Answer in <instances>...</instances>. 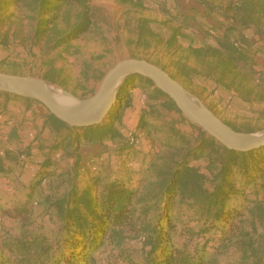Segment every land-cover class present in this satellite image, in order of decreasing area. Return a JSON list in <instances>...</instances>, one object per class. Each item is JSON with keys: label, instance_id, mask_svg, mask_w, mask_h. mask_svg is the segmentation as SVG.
<instances>
[{"label": "trees", "instance_id": "16d2710c", "mask_svg": "<svg viewBox=\"0 0 264 264\" xmlns=\"http://www.w3.org/2000/svg\"><path fill=\"white\" fill-rule=\"evenodd\" d=\"M6 2L0 0V9ZM12 2L36 14L44 28L56 26L60 42L70 43L89 29L87 0ZM77 16L80 23L65 32L57 28L59 19L64 23ZM248 20L240 18L238 22L247 25ZM142 27L141 37L148 31ZM236 29L229 25L214 35L216 45L190 44V53L220 71L221 83L223 75L241 63L250 71L256 64L251 57L253 43L244 34L234 35ZM178 31L171 32L169 44L175 46ZM21 46L25 43L0 25V47L8 51ZM183 67L178 64L179 69ZM43 78L60 81L50 69ZM137 89L146 91L147 98L146 107L135 110L134 138L139 142L132 141L121 128V103L130 102L131 91ZM92 94L94 90L89 96ZM116 97L120 102L95 125L71 126L46 108L44 114L36 110L31 119L24 117L19 123L25 131L30 124L41 125L55 140L45 144L46 148L37 136L36 147L43 161L32 178L28 198L12 214L21 219L24 228L18 236L0 229V264H100L102 249L109 255L118 250V256L129 264H219V258L233 250L239 252L240 264H264V146L251 151L227 148L185 117L167 93L141 74L127 75ZM1 99L25 100L27 110L31 103L43 107L34 99L0 90ZM18 127L17 123L12 129L11 141ZM17 134L22 139L25 132ZM82 141L111 146L117 154L104 151L85 162L79 153ZM0 147L5 150L0 155V177L8 178L23 168L22 151L19 146L6 148L1 142ZM59 150L63 160L66 155L74 160L63 172H57L54 160ZM139 153L143 161L135 168L129 162ZM107 162L121 167L112 171ZM55 177L61 182L52 185L50 179ZM43 178L49 189L39 195L37 187L42 186ZM65 184L61 190L59 186ZM41 204L49 224L27 228ZM135 237L144 239L145 254L140 261L125 250L126 241Z\"/></svg>", "mask_w": 264, "mask_h": 264}, {"label": "rangeland", "instance_id": "374dc122", "mask_svg": "<svg viewBox=\"0 0 264 264\" xmlns=\"http://www.w3.org/2000/svg\"><path fill=\"white\" fill-rule=\"evenodd\" d=\"M12 1L7 0L1 5V29L22 40L25 47L8 51L0 47V71L43 78L47 70H54L60 81L47 80L49 84L84 101L90 97L92 90H97L103 75L119 61L133 57L147 59L176 75L184 88L217 119L241 131H264V0H87L91 14L89 29L70 43L59 41L56 26L50 24L44 28L36 14ZM248 13L251 14L248 16ZM240 18L250 20L243 25L238 22ZM80 19L77 16L64 23L59 19L57 28L65 32L74 23H80ZM229 25L237 26L234 35L244 34L253 43L251 57L256 64L250 71L249 66L241 63L223 75L225 80L221 83L218 80L220 71L211 69L209 63L190 53V44L216 45L214 35L223 32ZM142 26L148 31H143L141 37ZM43 28L44 32L40 31ZM177 28L179 31L174 46L168 40L171 32ZM178 64L184 67L179 69ZM253 70L258 72L254 73ZM144 89L147 92L132 90V100L121 103V128L127 134L136 129L138 113L135 110L139 107V97L148 93ZM119 102L115 94L114 105ZM26 108L24 100H0V110L16 114L19 127L11 142L17 147L21 139L17 133L25 132L23 123H19L24 117L30 119L26 116ZM36 110L46 111L44 106ZM34 126L30 124L25 129L34 128L44 145L55 140L50 131L41 130V125ZM146 150H149L148 147ZM104 151L117 154L111 146L85 141H82L79 153L86 162L90 156L100 155ZM133 158L136 162L133 166L139 167L143 155L139 153ZM73 161L66 155L63 161L56 163L57 172L67 170ZM116 166V163H109L112 171L121 167ZM18 170L22 173L23 182L14 173L8 178L0 177V216L4 217L2 231L12 236L20 235L24 228L21 219L12 214L26 201L34 183L30 172L22 168ZM50 180L52 185L61 182L59 177ZM59 187L64 190L66 184ZM37 188L40 195L48 191L49 185ZM42 214L41 204L35 209L33 222L27 228L48 225ZM143 242L144 239L139 237L129 238L125 246L126 254L140 261L145 254ZM100 252L104 262L101 259L100 264H129L126 258L118 256V250L110 255L104 249ZM219 264H240L239 252L233 250L224 258H219Z\"/></svg>", "mask_w": 264, "mask_h": 264}, {"label": "water", "instance_id": "95a60500", "mask_svg": "<svg viewBox=\"0 0 264 264\" xmlns=\"http://www.w3.org/2000/svg\"><path fill=\"white\" fill-rule=\"evenodd\" d=\"M129 74H141L151 78L176 103L185 117L227 148L251 151L264 146V131H237L212 113V116H208L195 97L177 79L147 59L133 57L119 61L105 73L94 94L84 101L63 91L74 98V101L62 103L55 98L49 82L44 78L4 71H0V90L34 99L60 120L71 126L83 127L98 124L108 115L118 88Z\"/></svg>", "mask_w": 264, "mask_h": 264}, {"label": "built area", "instance_id": "2783aa9c", "mask_svg": "<svg viewBox=\"0 0 264 264\" xmlns=\"http://www.w3.org/2000/svg\"><path fill=\"white\" fill-rule=\"evenodd\" d=\"M162 1V0H161ZM147 105V98L145 94L140 95L139 97V108L143 109ZM35 107L36 104L34 105V108H31L28 110V114L26 115L30 119L33 117V112L36 109ZM16 114H8L7 112H3L0 110V142L5 144L6 148L9 149H15L16 146L12 145L11 143V131L12 129L17 125V119L15 118ZM135 129L132 130L129 134H127L132 141L135 140L134 134H135ZM37 136L38 132L33 128L30 129L28 128L25 131L24 137L20 139V148H21V153L19 154V158L23 164V171L26 169L28 172H30L29 175L32 176V178H36L38 174V168L39 165L42 163L43 159L38 155V149L36 147L37 145ZM136 142H139V140H135ZM5 150L0 147V155H4ZM63 152L61 150L55 152L54 154V160L56 163H60L63 161ZM103 159V158H102ZM136 162L134 160H131L129 164L133 166ZM14 174H18L17 179L19 181L23 182V176L21 175L22 173L17 170L14 172ZM47 184V179L43 178L41 180V185L45 186ZM36 204V203H35ZM4 225V217L0 216V229L3 228ZM142 239V238H141Z\"/></svg>", "mask_w": 264, "mask_h": 264}, {"label": "bare ground", "instance_id": "6f19581e", "mask_svg": "<svg viewBox=\"0 0 264 264\" xmlns=\"http://www.w3.org/2000/svg\"><path fill=\"white\" fill-rule=\"evenodd\" d=\"M50 87L52 88V92H53L55 98L58 99L59 101H61L62 103H68V102L74 101V98H72V97L68 96L67 94H65L63 92V90H61L59 88H56V87H53L52 85H50ZM197 103L199 104V106L203 109V111L208 116H212L211 112L208 109H206L204 107V105H202L198 100H197Z\"/></svg>", "mask_w": 264, "mask_h": 264}, {"label": "crops", "instance_id": "0c3cea01", "mask_svg": "<svg viewBox=\"0 0 264 264\" xmlns=\"http://www.w3.org/2000/svg\"><path fill=\"white\" fill-rule=\"evenodd\" d=\"M24 101H25V100H24ZM26 102H27V101H25V104H26ZM35 104H36V103H35ZM35 104H34V103H31V106H32L31 108H34V105H35ZM36 106H37V107H41V106H39L38 104H36ZM37 107H35V108H37ZM35 111H36V109H35ZM37 111H39V110H37ZM41 113L44 114L45 112H41Z\"/></svg>", "mask_w": 264, "mask_h": 264}]
</instances>
